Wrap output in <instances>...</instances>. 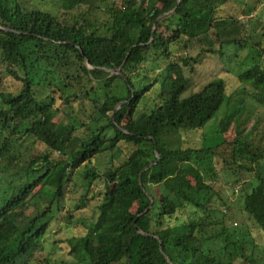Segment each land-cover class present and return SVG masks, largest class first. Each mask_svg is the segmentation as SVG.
<instances>
[{"label": "trees", "instance_id": "obj_1", "mask_svg": "<svg viewBox=\"0 0 264 264\" xmlns=\"http://www.w3.org/2000/svg\"><path fill=\"white\" fill-rule=\"evenodd\" d=\"M236 4L0 0V264L31 260L55 219L73 229L66 264H264L219 183L241 184L240 213L264 230V118H244L220 75L192 91L203 58L251 44L260 60L238 79L264 104V45Z\"/></svg>", "mask_w": 264, "mask_h": 264}, {"label": "rangeland", "instance_id": "obj_2", "mask_svg": "<svg viewBox=\"0 0 264 264\" xmlns=\"http://www.w3.org/2000/svg\"><path fill=\"white\" fill-rule=\"evenodd\" d=\"M116 1L117 0H113ZM256 1H261V3H256ZM56 0H34V4L38 5L40 8L56 11L55 6H53ZM239 4L235 6V15L240 17L241 23L244 24L243 30L245 33H253L254 37L262 41L264 45V0H238ZM251 9V11H249ZM243 10L245 12L241 13ZM259 47L253 46L251 44L232 45L227 48L226 54H215L208 55L196 66V68L191 73V78L193 81L192 91L198 90L202 87V84L207 82L213 77V74L220 75L224 80L226 79L228 83L229 90L232 92L235 99H241L240 96L245 101V109L243 111V117L248 118L255 114L256 116L264 118V104H261L254 99H251L246 92L243 91L241 84L239 83L238 73H241L255 63L259 62L260 57H258ZM229 71V73L227 72ZM189 74V73H188ZM10 82V81H9ZM238 91V92H237ZM253 113L250 115L249 113ZM221 115L214 117L210 121V126L205 130L208 137L216 136L219 131V122L221 116H223L222 111ZM201 132V131H200ZM202 133V132H201ZM188 133H185L186 136ZM192 137H201L200 133L193 132L191 133ZM18 149L25 155L33 153L36 149L34 141L29 138L18 142L16 144ZM36 152H38L36 150ZM108 156H101L94 160V164L99 165L100 168L106 166L108 161ZM82 169L75 173L73 176L74 181L79 185L81 182L80 173ZM227 176L219 177V183H221L220 188V197L221 201L224 204H228L232 208V215L236 216L234 221L237 222L236 226H242V235L247 238H251L253 235L254 239L261 244V249H264V230L257 227V225L245 215L242 216L240 209L243 205V199L245 193L241 192V184L237 185L226 184L225 179ZM230 180V178H229ZM246 189L250 187L251 182H246ZM75 189L72 185L69 186L68 190ZM77 194H71L69 192L67 197H76ZM73 200L66 199L67 207L73 205ZM221 203V205H223ZM90 207L80 210L77 217L86 218L88 221L91 220L92 212ZM222 209H225L226 206H221ZM65 213V208L63 209V214ZM243 218V219H242ZM64 221V219H63ZM246 224V225H245ZM50 232L47 234L44 241H42V247L35 253L33 258L26 262L25 264H66L73 261V258L68 254V249L64 248L67 246L64 242H61L63 238L72 234V227L65 228L63 222H59L55 219L50 225ZM240 230V229H238ZM251 233V235H250ZM55 241H60L61 251L55 250L53 243ZM263 247V248H262Z\"/></svg>", "mask_w": 264, "mask_h": 264}, {"label": "water", "instance_id": "obj_3", "mask_svg": "<svg viewBox=\"0 0 264 264\" xmlns=\"http://www.w3.org/2000/svg\"><path fill=\"white\" fill-rule=\"evenodd\" d=\"M111 71H113V72H119L118 70H111Z\"/></svg>", "mask_w": 264, "mask_h": 264}]
</instances>
